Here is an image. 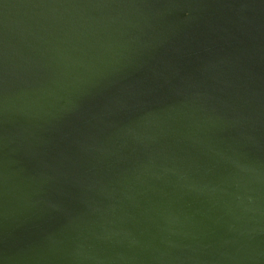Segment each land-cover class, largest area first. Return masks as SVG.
<instances>
[{"label": "water", "instance_id": "water-1", "mask_svg": "<svg viewBox=\"0 0 264 264\" xmlns=\"http://www.w3.org/2000/svg\"><path fill=\"white\" fill-rule=\"evenodd\" d=\"M0 264H264V0H0Z\"/></svg>", "mask_w": 264, "mask_h": 264}]
</instances>
